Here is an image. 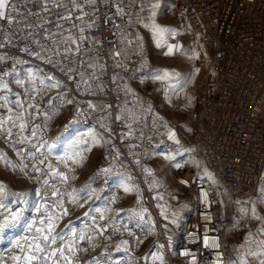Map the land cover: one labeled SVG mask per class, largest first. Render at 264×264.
I'll list each match as a JSON object with an SVG mask.
<instances>
[{
  "label": "built area",
  "instance_id": "built-area-1",
  "mask_svg": "<svg viewBox=\"0 0 264 264\" xmlns=\"http://www.w3.org/2000/svg\"><path fill=\"white\" fill-rule=\"evenodd\" d=\"M148 1L8 0L16 11L5 10L12 23L0 19V82L13 80L25 66L37 67L40 72L19 83L18 93L28 107L26 129L21 132L19 125L12 126L11 122L4 124L0 133L22 152L28 167L33 162L24 154L25 149L28 153L35 151L28 141L37 147L50 145L48 120L61 108L68 109L61 116L63 134L86 129L111 138L103 145L91 178L102 168H111V174L91 185L109 192L114 175L122 174L135 182L136 195L128 208L106 203L107 207L101 209L103 221L93 212L95 222L87 218L78 223L73 252L67 253L76 262L123 264L127 258L141 257L151 248L169 264H230L229 242L205 168L229 194L234 216H240L260 196L264 200L260 193L264 176V0H175L171 11L174 26L188 29L210 52L206 83L215 96L204 101L198 139L184 144L191 158L182 159L172 185L162 186L156 185L157 172L150 154L159 148L175 151L177 145L169 143L167 127L157 121L154 99L141 98L140 91L128 95L124 89V85L142 83L148 74L147 53L134 52L131 58L122 54L124 46L136 45L135 38H127L131 24L149 19ZM48 59L53 63H47ZM49 76L54 80H47ZM84 80L89 83L85 85ZM56 81L60 87L51 86ZM139 100L144 105L139 116L122 113L125 107L137 108ZM89 103L95 108H89ZM9 129L11 137L5 134ZM33 129L35 137L31 135ZM21 137L26 138L24 143H18ZM36 155L34 162L46 172L47 179H56L47 168V164L52 165L47 147L40 148ZM45 157V164H40ZM54 169L65 174L67 171L64 164ZM144 169L151 170V174ZM56 187L69 192L68 182L57 183ZM179 188L192 193V207L189 216L183 218V229L176 231L180 236L177 240ZM64 200L69 202L67 197ZM134 213L144 216V222L154 227L150 231L136 228L134 220L129 222ZM38 215L32 210L31 218ZM104 226L107 230L101 234ZM80 230L92 237L91 243L79 240ZM148 240L150 244L144 246ZM20 254L19 249L10 246L2 251L3 259L11 264V257ZM262 261L264 255H260ZM159 263L156 257L144 264Z\"/></svg>",
  "mask_w": 264,
  "mask_h": 264
},
{
  "label": "rangeland",
  "instance_id": "rangeland-1",
  "mask_svg": "<svg viewBox=\"0 0 264 264\" xmlns=\"http://www.w3.org/2000/svg\"><path fill=\"white\" fill-rule=\"evenodd\" d=\"M156 5V7H153ZM175 5V0H149L147 6L150 12L149 19L146 23L135 21L131 24V30L127 34V38H135V46H124L122 49L123 57L131 58L134 52L147 53L145 62L147 63L148 74L146 79L138 84L124 85L128 95L140 91L141 98L150 96L156 102L155 111L158 122H163L167 125V129L175 132L176 140L179 143L169 140V143L177 145L175 151L158 149L150 154L151 165L157 172V186L172 185V177L176 169L181 164L184 157L191 158V151L185 148L186 143L194 142L200 134L201 112L205 99L208 96L214 97V91L207 86L206 77L208 71V62L210 60V52L202 46L199 41L191 34L188 29H177L173 24L171 11ZM153 25L159 28L170 30L157 34ZM159 45V46H158ZM169 47H172L171 54L168 53ZM167 71L170 76L165 80H155L152 77L156 73ZM38 73L40 70L34 66H25L16 77L7 82H0V119L9 121L5 124L14 122L18 125L27 122L28 107L24 102L22 94L18 93L19 83L25 77L32 73ZM179 83H176V81ZM175 85V87H173ZM19 101V104L16 102ZM137 108H123V114H129L133 117L140 115L144 109L142 100L138 101ZM68 109L61 108L48 120V126L52 132L51 144L57 142L60 137L62 148H57L51 153L53 168L60 164H64L57 159V155L64 156V149H68V156L65 161L66 175L68 176L69 193L73 191L79 192L91 179L92 171L98 162L102 147L110 141V137L104 133L79 129L78 132L65 135L61 131V116ZM175 125V126H173ZM167 130V135H168ZM84 136L88 141L90 150L83 152V158L79 155L75 157L79 162L73 163L72 157L74 153H80L83 149L84 141L80 139ZM98 137L100 143H93L92 137ZM67 141L74 142L73 147H69ZM50 144V145H51ZM17 152H21L10 141L2 137L0 133V154L6 160L10 161L16 167L6 165L4 159H0V184H3L8 191L17 193H27L29 200L35 202L39 197L35 195L36 191L41 189L43 180L47 179L48 175L41 169V173L33 171L32 167H27L26 174L19 170L21 163L25 164L24 155L18 156ZM22 153V152H21ZM171 157V158H169ZM197 166L203 168L201 163ZM71 169V171L69 170ZM129 178L122 174L114 175L113 189L109 192H104L100 188L91 187L96 190V194L100 196L97 200L95 196L75 201H63V208L56 209L51 212V201L49 209L51 214L67 210V214L63 215L55 224V232H68L69 225L77 227L78 223L84 219L85 212L89 209L99 207L104 209L106 203H111L110 199L115 198V202L123 208H128L134 201L136 191L125 192L123 187H118L119 177ZM205 178L210 184L214 192L216 200V210L219 216V221L223 228L225 238L229 242L230 264H261L259 252L261 246L264 245V200L262 196L255 199L248 205L240 216H234L231 211L232 200L227 192H225L218 181L213 177L211 171L205 168ZM131 184L135 182L131 179ZM261 195L264 194V176L260 188ZM56 199V198H53ZM83 205V207H81ZM192 207V193L185 189H178L176 199V217L179 220L175 226V232L184 227V217H188ZM253 210L255 216L252 215ZM32 210L25 212V217L31 219ZM49 214V213H48ZM93 213H91L92 215ZM15 232L12 230L5 234L3 243H0V264H11L5 261L2 257L4 248L10 246L8 244L9 237ZM23 235V233H19ZM175 238L179 240L180 236L176 232ZM74 237L71 233L66 235L65 241H71ZM60 241L54 248L60 246ZM148 240L144 246H148ZM137 244L136 248H139ZM65 251V256L71 260V264L78 263L72 259ZM161 254L153 256V250L149 248L141 257H130L123 264H144L149 258L159 257ZM59 256V253L57 254ZM48 264H56V258H50ZM59 264H68L67 259H60ZM161 264V261L160 263ZM163 264H169L163 258ZM174 264H182L175 261Z\"/></svg>",
  "mask_w": 264,
  "mask_h": 264
},
{
  "label": "snow or ice",
  "instance_id": "snow-or-ice-1",
  "mask_svg": "<svg viewBox=\"0 0 264 264\" xmlns=\"http://www.w3.org/2000/svg\"><path fill=\"white\" fill-rule=\"evenodd\" d=\"M153 7H156L154 5ZM11 8L13 11H16L15 6L9 4L8 0H0V19H7L9 23L13 22V19L10 15L6 13V9ZM118 14H123L121 9H117ZM155 32L157 34L170 32L168 29L159 28L158 26L153 25ZM2 46V45H0ZM159 46V45H158ZM172 47H169L168 53L171 54ZM37 58H40L39 53L36 54ZM115 55L119 56L120 53L117 52ZM47 63H53L51 59H48L46 61ZM63 71V69H62ZM170 74L165 71L162 74L156 73L152 78L155 80H165L168 79ZM47 80L52 81L54 80V77H46ZM115 79V78H114ZM83 83L87 85L89 81L84 80ZM176 83H179L177 80ZM52 87H60L59 81H56L55 83L51 84ZM79 88V84L77 85ZM175 87V85H173ZM19 104V101L16 102ZM68 103H72L71 100L68 101ZM89 108H95L94 105L89 103ZM117 119H120V117H117ZM11 118L9 117V121ZM5 121L3 119H0V130L4 128V124L9 122ZM12 126H15L14 122H12ZM70 126V125H69ZM69 126L65 127V132L68 131ZM165 128L167 125H163ZM27 127L26 123H21L19 125V128L21 132H23ZM8 137L12 136V132L10 129L5 133ZM31 135L35 137L37 135V132L35 129L32 130ZM24 137H21L18 143H24L25 142ZM81 140L84 141V147L80 153H74L72 157H68L69 159H72L73 163H78L79 161L75 159L77 155L80 156V158H83V152L89 151L90 146L88 145L87 139H85L84 136L80 137ZM168 139L173 140L176 143H179L178 140H176L175 132L172 130H168ZM60 137L57 138V142L51 144V145H45L41 144L39 147L32 144L31 141H28V144L31 145L33 149H35L34 152L28 153V150L25 149L24 154H27L29 156L30 161H32V168L33 171L36 173H41V168L36 165L34 162L37 159V153L40 152V148L47 147V152L49 154L56 151L57 148H62L63 145L59 142ZM93 143H100V139L98 137L93 136L92 137ZM66 143L69 144V147L74 146V142L67 141ZM18 156H22L21 152H17ZM41 156H43V153H40ZM119 153H117V156ZM68 156V149H64V156L57 155V159L65 163V166L68 167L65 157ZM171 158V157H169ZM0 159H4L6 165L11 166L13 169H15V165L11 164L10 161L6 160V158L3 157V154H0ZM46 157L44 159H40V164H45ZM139 163V161H137ZM28 167V164L21 163V166L19 170L21 172H24L26 174V169ZM47 168L50 171V175L52 178H56L50 180L45 179L43 180V184L41 189L37 190L35 195L39 197V201L32 202L29 200L27 193H17V192H11L6 189V187L3 184H0V243H3L5 234L8 232H11L12 230H15L13 234L8 239V244L10 245L11 249H19L20 255H13L11 259L14 261V264H48V261L50 258H56V264H59L60 259H67L68 264H71V260L68 259V257L65 256V251L72 253L73 252V244L75 243V240L71 241H65L66 235L69 233L72 234L73 237H75L77 233V229L72 226H66L68 227V232H55V224L56 221L59 220L63 215L67 214V210L64 209L62 212L56 213L55 215L51 214V212H55L56 209H62L63 208V201L67 197L70 199V201H75L77 199H84V197L91 198L95 196L97 200L100 199V196L96 194V190L91 187V184L101 176H109L111 174V168H102L99 170L94 177L90 179V181L80 189L79 192L73 191L72 193L65 191H61L59 188L56 187V184H64L67 185L68 176L65 173L59 172L56 169L52 167L51 164H47ZM71 171V169H69ZM145 172H148L151 174V170L144 169ZM131 178H124L122 176L119 177L118 187H123L125 192L130 191H136L137 188L134 184H131ZM105 184H108V180H105ZM51 193L49 196L48 193ZM206 195V194H205ZM56 198V199H53ZM51 201V212L49 209V202ZM111 202H115V198H112ZM83 207V205H81ZM42 209L44 210L42 212ZM29 210H34L35 213L39 214L36 217H33L31 219L25 217V212ZM107 210V209H105ZM147 211L146 209L144 210ZM48 212L49 214L45 216V213ZM98 213L99 219L103 221L105 219V216L102 213L101 208L95 207L89 209L88 212L84 213V216L86 218H90L93 222L96 221V216L91 215V213ZM164 215L163 211L161 213ZM119 215V214H117ZM252 215L255 216V211L253 210ZM165 219H167V216H165ZM135 221V227L139 228L141 230H151L154 227L153 225L146 224L144 222V216L135 214L133 216L129 217V222ZM39 225V226H37ZM125 230H127V225H123ZM99 227V226H98ZM107 230V226H104L100 231L101 234L103 231ZM261 231H264L262 229ZM19 233H23V235H20ZM29 234L31 235V238H29ZM130 235L133 233L129 232ZM85 239L88 240L89 243H91L92 237L87 236L84 234L83 230H80L79 240L84 241ZM23 241V243H21ZM60 241V246L58 248H54L53 245H56L57 242ZM125 244L127 241L124 242ZM161 248H163V245H160ZM85 251L87 249H84ZM120 249L117 248V251ZM59 253V256L57 254ZM259 255H264V250H262ZM155 257V253L153 254ZM160 259L161 264H163V256L162 254L157 257ZM2 260V258H0ZM96 264H99V261L96 262ZM261 264H264V261L261 262Z\"/></svg>",
  "mask_w": 264,
  "mask_h": 264
},
{
  "label": "crops",
  "instance_id": "crops-1",
  "mask_svg": "<svg viewBox=\"0 0 264 264\" xmlns=\"http://www.w3.org/2000/svg\"><path fill=\"white\" fill-rule=\"evenodd\" d=\"M77 132H78V131H77ZM77 132H76V133H77Z\"/></svg>",
  "mask_w": 264,
  "mask_h": 264
}]
</instances>
